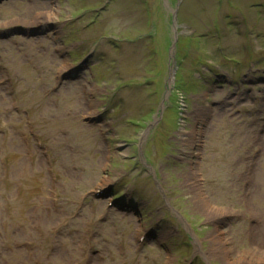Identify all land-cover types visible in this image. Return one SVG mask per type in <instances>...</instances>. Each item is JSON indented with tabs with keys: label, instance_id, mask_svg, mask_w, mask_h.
I'll return each mask as SVG.
<instances>
[{
	"label": "rangeland",
	"instance_id": "374dc122",
	"mask_svg": "<svg viewBox=\"0 0 264 264\" xmlns=\"http://www.w3.org/2000/svg\"><path fill=\"white\" fill-rule=\"evenodd\" d=\"M38 1L0 0V264L264 247V0Z\"/></svg>",
	"mask_w": 264,
	"mask_h": 264
},
{
	"label": "bare ground",
	"instance_id": "6f19581e",
	"mask_svg": "<svg viewBox=\"0 0 264 264\" xmlns=\"http://www.w3.org/2000/svg\"><path fill=\"white\" fill-rule=\"evenodd\" d=\"M27 1L29 2L25 4V7L26 6L27 8L28 6L30 7L29 13L31 14H29L28 16L24 15V19H21L20 22L24 23L23 25H25L26 27H30L31 25L38 23L42 18H44V16L46 19H51L50 16L52 15L53 12H50V11L42 12L43 11L42 9L41 11L42 13L41 14L39 13V9L46 7L44 3L38 0H27ZM51 10H53V8H51ZM10 23H13V22H10ZM7 24L9 23L5 22V20H2V19L0 20V26L7 25ZM59 68L60 69H57V74L61 72L62 69H64L65 67L63 66L62 69L61 67ZM258 176H261V175H258ZM261 184H264V182ZM263 224H264L263 221L257 220L256 228H259ZM254 228L255 226L252 227L251 234L248 235L251 237V239L255 237V234H252V231L254 230ZM218 230L219 229L216 230V235H214L213 238H215L217 241H220L222 236H221V232ZM218 244L219 245L217 246V248L218 250L221 251L222 255L225 256L226 258L231 257L230 262H229L230 264H264V247L257 245L254 248H248V249L246 248V249H243V251L238 255L233 254L234 255L233 257L231 255L232 250L229 247V245L225 242V240L220 241V243Z\"/></svg>",
	"mask_w": 264,
	"mask_h": 264
}]
</instances>
